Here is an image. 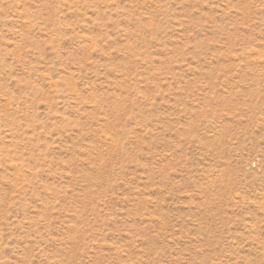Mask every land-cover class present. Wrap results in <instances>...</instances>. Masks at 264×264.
Here are the masks:
<instances>
[{"label": "rangeland", "instance_id": "374dc122", "mask_svg": "<svg viewBox=\"0 0 264 264\" xmlns=\"http://www.w3.org/2000/svg\"><path fill=\"white\" fill-rule=\"evenodd\" d=\"M0 264H264V0H0Z\"/></svg>", "mask_w": 264, "mask_h": 264}]
</instances>
